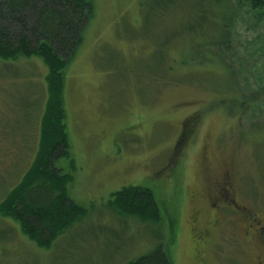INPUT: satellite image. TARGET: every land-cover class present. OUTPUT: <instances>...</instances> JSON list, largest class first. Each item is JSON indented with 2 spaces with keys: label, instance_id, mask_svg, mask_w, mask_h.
<instances>
[{
  "label": "rangeland",
  "instance_id": "1",
  "mask_svg": "<svg viewBox=\"0 0 264 264\" xmlns=\"http://www.w3.org/2000/svg\"><path fill=\"white\" fill-rule=\"evenodd\" d=\"M88 1L92 14L63 88L76 165L68 196L86 215L49 249L0 215V264H126L160 245L172 264H252L250 255L234 256L233 243L216 236L200 253L203 262L192 259L189 225L199 208L197 227L205 220L211 185L230 179L241 204L264 212V136L248 132L249 115L227 114L219 106L229 94L221 68L217 73L213 64L190 61L187 48L205 38L184 35L182 26H159L153 9L145 10L146 0ZM241 40L246 42L243 31ZM45 73L35 58L0 62V202L36 153ZM191 125L194 135L176 162L178 135ZM57 165L69 170L64 158ZM125 185L152 190L158 224L128 219L129 228L107 208L109 194ZM226 234L230 240L241 230Z\"/></svg>",
  "mask_w": 264,
  "mask_h": 264
},
{
  "label": "trees",
  "instance_id": "2",
  "mask_svg": "<svg viewBox=\"0 0 264 264\" xmlns=\"http://www.w3.org/2000/svg\"><path fill=\"white\" fill-rule=\"evenodd\" d=\"M143 6L153 9L159 26H182L184 35L205 38L187 48L190 61L213 64L217 73L221 68L229 96L219 106L227 114L249 115L254 121L248 132L264 136V0H146ZM91 14L88 0H0V62L35 58L46 69L37 150L21 179L1 200L0 215L14 219L21 232L44 249L86 215V209L68 196L76 165L66 132L63 88L65 69ZM242 31L246 42L241 40ZM193 127L181 128L176 162L188 148ZM61 158L68 161L70 171L57 165ZM106 205L125 223L160 221L148 187L122 186L109 194ZM126 264H172V260L160 245Z\"/></svg>",
  "mask_w": 264,
  "mask_h": 264
},
{
  "label": "flooded vegetation",
  "instance_id": "3",
  "mask_svg": "<svg viewBox=\"0 0 264 264\" xmlns=\"http://www.w3.org/2000/svg\"><path fill=\"white\" fill-rule=\"evenodd\" d=\"M223 180L219 183L211 181V184H216L211 185L205 192L209 209L206 208V218L198 227L197 222L202 216V208L194 211L193 223L189 225L195 240L192 259L203 262L204 258L200 253L206 250V246L216 236L217 240L220 239L230 245L233 243L231 251L234 256L248 254L252 264H264V212L254 211L241 204L237 200V192L231 180ZM223 224H227L228 228ZM232 227L241 228V234L237 238L230 237L228 240L229 236L226 233ZM247 250L249 253L246 252Z\"/></svg>",
  "mask_w": 264,
  "mask_h": 264
}]
</instances>
